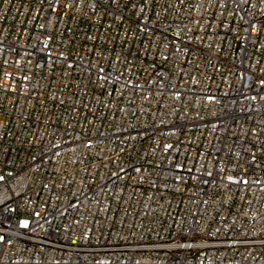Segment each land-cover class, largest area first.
Instances as JSON below:
<instances>
[{
  "label": "built area",
  "instance_id": "2783aa9c",
  "mask_svg": "<svg viewBox=\"0 0 264 264\" xmlns=\"http://www.w3.org/2000/svg\"><path fill=\"white\" fill-rule=\"evenodd\" d=\"M0 264H264V0H0Z\"/></svg>",
  "mask_w": 264,
  "mask_h": 264
}]
</instances>
